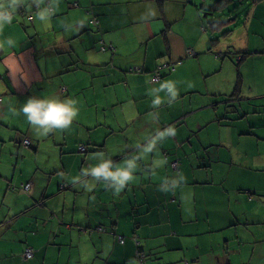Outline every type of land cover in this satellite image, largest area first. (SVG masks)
Wrapping results in <instances>:
<instances>
[{"label": "crops", "instance_id": "crops-1", "mask_svg": "<svg viewBox=\"0 0 264 264\" xmlns=\"http://www.w3.org/2000/svg\"><path fill=\"white\" fill-rule=\"evenodd\" d=\"M238 3L0 0V264H264V0ZM31 97L77 116L39 134Z\"/></svg>", "mask_w": 264, "mask_h": 264}, {"label": "clouds", "instance_id": "clouds-1", "mask_svg": "<svg viewBox=\"0 0 264 264\" xmlns=\"http://www.w3.org/2000/svg\"><path fill=\"white\" fill-rule=\"evenodd\" d=\"M5 19L10 22V17L0 14V20ZM74 103L72 100L31 97L19 111L13 110V115L22 113L35 131L47 135L53 130L67 129L71 125L73 118L77 116V110L73 107ZM132 167V163L129 162L128 169ZM91 174L96 178L101 176L111 178L118 181L121 186L132 179L131 171L127 169L110 170L109 163L92 168Z\"/></svg>", "mask_w": 264, "mask_h": 264}, {"label": "built area", "instance_id": "built-area-1", "mask_svg": "<svg viewBox=\"0 0 264 264\" xmlns=\"http://www.w3.org/2000/svg\"><path fill=\"white\" fill-rule=\"evenodd\" d=\"M163 66H166V65H160L156 72H155V75H154V80H159L161 78V73H160V69L163 67ZM23 144L25 146H30L31 145V141L29 139H25L23 141ZM85 147H81V150H84ZM31 187V183H27L25 185H23V189L24 190H29ZM119 240L121 241V243H124V237L120 236L119 237ZM25 257L26 258H32L34 256V249L29 247L26 249L25 253H24ZM138 259H140V264H145V260H144V257L142 256V254L140 252H138V255H137Z\"/></svg>", "mask_w": 264, "mask_h": 264}, {"label": "rangeland", "instance_id": "rangeland-1", "mask_svg": "<svg viewBox=\"0 0 264 264\" xmlns=\"http://www.w3.org/2000/svg\"><path fill=\"white\" fill-rule=\"evenodd\" d=\"M246 6H247V4H246V0H243V4H240V3L236 4V6H235V8H236V10H237L236 15H238V14H242V18H243V16H245L247 13H242V9H245ZM2 13H4V12H2ZM2 13H1V14H2ZM2 15H4V14H2ZM227 15H228V14H224V15L221 17V19H225V18L227 17ZM28 28H29L30 32L32 33V31H31V27H28ZM23 104H24V103L20 104V108L23 106ZM25 121H26V118H25ZM23 130H24V129L20 127V131H23ZM29 183H30V182H29ZM26 184H27V183H26ZM23 185H25V184H23Z\"/></svg>", "mask_w": 264, "mask_h": 264}, {"label": "trees", "instance_id": "trees-1", "mask_svg": "<svg viewBox=\"0 0 264 264\" xmlns=\"http://www.w3.org/2000/svg\"><path fill=\"white\" fill-rule=\"evenodd\" d=\"M217 4H218V3H217ZM213 8H214V7H213ZM242 53H243V54H242L243 57H244L246 54H248V53L245 52V51H243ZM13 187H14V186H13ZM31 187H32V184H31ZM31 187H30V189H31ZM21 189H22L23 191H25V192H28V191L30 190V189H29V190H24V189H23V184H22V186H21ZM119 237H120V236H119ZM139 252H140V251H139ZM140 253H141L142 256L144 257L143 253H142V252H140Z\"/></svg>", "mask_w": 264, "mask_h": 264}, {"label": "bare ground", "instance_id": "bare-ground-1", "mask_svg": "<svg viewBox=\"0 0 264 264\" xmlns=\"http://www.w3.org/2000/svg\"><path fill=\"white\" fill-rule=\"evenodd\" d=\"M132 70H135V68H132ZM81 148V147H80Z\"/></svg>", "mask_w": 264, "mask_h": 264}]
</instances>
